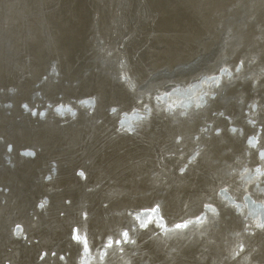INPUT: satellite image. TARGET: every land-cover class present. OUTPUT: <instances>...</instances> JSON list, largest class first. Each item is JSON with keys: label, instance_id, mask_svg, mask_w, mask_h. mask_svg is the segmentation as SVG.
<instances>
[{"label": "bare ground", "instance_id": "6f19581e", "mask_svg": "<svg viewBox=\"0 0 264 264\" xmlns=\"http://www.w3.org/2000/svg\"><path fill=\"white\" fill-rule=\"evenodd\" d=\"M263 155L264 0H0V264H264Z\"/></svg>", "mask_w": 264, "mask_h": 264}, {"label": "water", "instance_id": "95a60500", "mask_svg": "<svg viewBox=\"0 0 264 264\" xmlns=\"http://www.w3.org/2000/svg\"><path fill=\"white\" fill-rule=\"evenodd\" d=\"M203 78V77H202ZM202 78L200 79V80H198V81H196V82H200V81H202ZM190 91H191V89H188V91H186L185 93H190ZM172 92H174V91H172ZM167 97V95L165 96V98ZM162 99H164L163 98V96H161L160 98H157V102L159 103H161V100ZM86 103H88V104H91V103H89L88 101L86 102ZM91 105H93V103L91 104ZM262 158L264 159V155L262 156ZM223 191V190H222ZM223 192H228V191H223ZM221 195H222V193H221ZM223 196V195H222ZM249 203H250V205L251 204H255V202L254 201H251V200H249L248 201ZM264 210V209H263ZM262 217H264V211H263V214H262ZM16 229H21V227L19 226V225H15V226H11V228H10V230H12V231H14V230H16ZM101 247H103V246H101Z\"/></svg>", "mask_w": 264, "mask_h": 264}, {"label": "rangeland", "instance_id": "374dc122", "mask_svg": "<svg viewBox=\"0 0 264 264\" xmlns=\"http://www.w3.org/2000/svg\"><path fill=\"white\" fill-rule=\"evenodd\" d=\"M61 78H62V76H61ZM62 81H66V80H68V79H65V78H62L61 79ZM67 82H69V81H67ZM3 106V107H2ZM1 108H6V111H7V108H9V106L8 105H6V103H4V104H1ZM32 235V234H31ZM30 238L32 237V236H29Z\"/></svg>", "mask_w": 264, "mask_h": 264}, {"label": "snow or ice", "instance_id": "6c2138e0", "mask_svg": "<svg viewBox=\"0 0 264 264\" xmlns=\"http://www.w3.org/2000/svg\"><path fill=\"white\" fill-rule=\"evenodd\" d=\"M30 155H31V154H30ZM80 175L83 176L84 174L81 172ZM41 207H43V205H41ZM185 226H186V225H185ZM180 227H181V225H179V224L176 225V228H180ZM124 235L127 236L128 233L125 232Z\"/></svg>", "mask_w": 264, "mask_h": 264}]
</instances>
